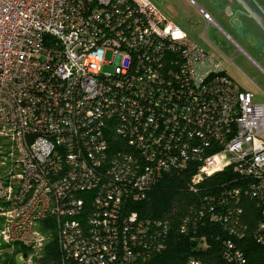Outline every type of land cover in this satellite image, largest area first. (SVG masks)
<instances>
[{"label": "built area", "instance_id": "2783aa9c", "mask_svg": "<svg viewBox=\"0 0 264 264\" xmlns=\"http://www.w3.org/2000/svg\"><path fill=\"white\" fill-rule=\"evenodd\" d=\"M190 164L191 188L233 174L218 207L264 204V106L221 59L151 0H0V244L34 260L54 235L61 264H133L151 220L129 204Z\"/></svg>", "mask_w": 264, "mask_h": 264}, {"label": "trees", "instance_id": "16d2710c", "mask_svg": "<svg viewBox=\"0 0 264 264\" xmlns=\"http://www.w3.org/2000/svg\"><path fill=\"white\" fill-rule=\"evenodd\" d=\"M194 171L195 165L190 164L181 172L163 173L145 199L129 204V211L151 220L142 237L140 255L133 264H227L222 254L228 241L243 252L244 264H264V243L257 239L263 219L262 199L242 191L218 207L209 199L219 194L218 185L225 184L233 174L222 171L191 188ZM238 185L246 189L245 183ZM52 223L49 220L42 226L49 228ZM230 229L241 237L233 235ZM9 248L13 250L6 251ZM17 253L28 255L30 248L19 242L0 244V264H14ZM61 256L53 235L34 264H61Z\"/></svg>", "mask_w": 264, "mask_h": 264}, {"label": "crops", "instance_id": "0c3cea01", "mask_svg": "<svg viewBox=\"0 0 264 264\" xmlns=\"http://www.w3.org/2000/svg\"><path fill=\"white\" fill-rule=\"evenodd\" d=\"M152 1V0H151ZM165 9L168 11L166 14L161 8L160 11L170 20V14L176 17H186L187 22L190 23L194 28L199 27V22L204 21L206 23L205 39L209 45L215 46L220 55L223 58H220L217 53L214 51H209L216 58L221 59L223 63L232 62L234 57H239L241 61H245L250 69L254 71L258 77L264 81V57L236 30L234 27L228 23L206 0H195V4L191 3V0H162ZM184 4V5H183ZM198 5L204 7L213 17V21H207L204 16L199 12ZM174 22V20L171 19ZM176 23V22H174ZM177 24V23H176ZM178 25V24H177ZM180 26V25H179ZM212 29L213 33L222 40V43L228 46L232 54L231 57L227 56L224 51H222L216 44H214L208 37L207 31ZM243 45H242V44ZM247 47L253 55L259 60L256 61L246 50ZM226 65V64H225ZM224 65V67H225ZM236 73L245 74L240 71V68L236 67ZM225 72L237 82L242 89L250 91L253 93L254 102L260 106H264V91H262L255 82L251 79H247L246 82H249L251 88H246L242 83H240L234 76L230 75L225 68ZM240 72V73H239ZM236 75V74H235ZM245 77V76H244Z\"/></svg>", "mask_w": 264, "mask_h": 264}, {"label": "rangeland", "instance_id": "374dc122", "mask_svg": "<svg viewBox=\"0 0 264 264\" xmlns=\"http://www.w3.org/2000/svg\"><path fill=\"white\" fill-rule=\"evenodd\" d=\"M152 2L158 6L159 8H161L166 14L168 13V11L165 9L164 5H163V1L162 0H152ZM184 5V4H183ZM170 16V20H174V22H176L178 25H180V27L188 33V35L194 39L196 42H198L200 45H202L204 48H206L208 51H214L215 53L218 54V56L220 58H223L222 55H220V51H218V49L213 46V45H209L205 39V31H206V23L204 21H200L199 22V27L194 28L193 26L190 25L189 22H187L186 17H176L174 15H169ZM208 37L210 38V40L216 44V46H218L222 51L225 52V54L229 57H231L232 51L231 49L226 46L225 44L222 43V40L219 39V37L217 35H215L213 33V30L210 29L207 31ZM242 44V43H241ZM243 45V44H242ZM247 52L256 60L259 62V60L257 59V57L255 55L252 54V52L245 47ZM226 64V65H225ZM225 68L227 69V72L234 76V78H236V80H238L240 83H242L244 86H246V88H251L249 82H246V80L249 78L251 79L253 82L256 83V85L262 90L264 91V81H262V79L260 77H258V75H256L254 73V71L252 69H250L249 65L245 62V61H241V59L239 57H234L233 59V63L232 62H226ZM236 67L240 68V71L242 70L243 76H241V74H237L236 73ZM240 73V72H239ZM236 74V75H235ZM245 76V77H244ZM247 78V79H246ZM248 79V80H249ZM18 243V242H17ZM20 243V242H19ZM13 250V248H9L8 252H11ZM4 251H2L3 253ZM1 253V254H2ZM14 264H34V260L32 259H26L25 256L21 253H17L14 257Z\"/></svg>", "mask_w": 264, "mask_h": 264}, {"label": "water", "instance_id": "95a60500", "mask_svg": "<svg viewBox=\"0 0 264 264\" xmlns=\"http://www.w3.org/2000/svg\"><path fill=\"white\" fill-rule=\"evenodd\" d=\"M206 1L264 57L263 43L250 25V21L254 22L264 38V0ZM31 193L32 189L28 192L27 198Z\"/></svg>", "mask_w": 264, "mask_h": 264}, {"label": "flooded vegetation", "instance_id": "af4514ba", "mask_svg": "<svg viewBox=\"0 0 264 264\" xmlns=\"http://www.w3.org/2000/svg\"><path fill=\"white\" fill-rule=\"evenodd\" d=\"M250 25L255 29V31H256V33L259 35V37H260V41L263 43V46H264V38H263V36L261 35V33H260V31H259V29L255 26V24H254V22H252V21H250ZM262 46V47H263Z\"/></svg>", "mask_w": 264, "mask_h": 264}]
</instances>
